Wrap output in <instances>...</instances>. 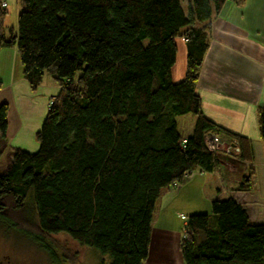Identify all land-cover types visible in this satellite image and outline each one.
Here are the masks:
<instances>
[{"label":"trees","instance_id":"trees-1","mask_svg":"<svg viewBox=\"0 0 264 264\" xmlns=\"http://www.w3.org/2000/svg\"><path fill=\"white\" fill-rule=\"evenodd\" d=\"M226 1L241 0H18L16 34L5 38L0 0V48H16L32 90L44 72L58 86L33 153L9 144L0 104V224L50 256L47 239L64 234L107 264H144L174 184L199 171L204 198L217 193L218 154L204 137L222 134L242 154L251 149L203 115L195 92L207 22ZM176 38L186 58L174 83ZM258 120L264 140V105ZM251 187L243 177L239 190ZM210 205V214L186 218L183 264H264V225L234 199Z\"/></svg>","mask_w":264,"mask_h":264},{"label":"crops","instance_id":"crops-1","mask_svg":"<svg viewBox=\"0 0 264 264\" xmlns=\"http://www.w3.org/2000/svg\"><path fill=\"white\" fill-rule=\"evenodd\" d=\"M1 4L6 9L7 0ZM2 25L3 36L8 38ZM207 26L208 48L195 86L201 111L217 126L248 141L251 149L242 154L233 139L218 137L221 149L213 174L217 193L204 198L199 171L167 193L144 264H183L180 243L186 221L180 216L210 214L212 199H234L245 207L251 223L264 225V140L258 124V110L264 105V0L226 1ZM11 33L15 35L16 30ZM0 86V103L8 107L7 141L12 147L35 152L38 144L32 138L58 92L57 84L45 78L32 90L23 77L16 48L2 47ZM227 147L229 155L224 151ZM243 177L251 178L249 191L239 190Z\"/></svg>","mask_w":264,"mask_h":264},{"label":"rangeland","instance_id":"rangeland-1","mask_svg":"<svg viewBox=\"0 0 264 264\" xmlns=\"http://www.w3.org/2000/svg\"><path fill=\"white\" fill-rule=\"evenodd\" d=\"M186 6V2H184V10H186ZM6 10L7 13L3 22L6 34L9 35L17 27V16L19 12L18 0H7ZM175 44L177 46V52L175 63L171 69V79L174 83H177L184 76L186 50L180 38L175 39ZM45 78L53 82L47 72H44L42 80L44 81ZM32 141L36 145L38 144L36 139L32 138ZM5 163L6 158L2 156L0 158V173H2ZM173 190L171 189L170 191ZM47 244H49L53 256H50L38 244L26 238L24 235L0 224V264H98L101 259L104 260L105 264L108 263L107 257L101 256L92 248L78 245L64 234L51 236L47 239Z\"/></svg>","mask_w":264,"mask_h":264},{"label":"built area","instance_id":"built-area-1","mask_svg":"<svg viewBox=\"0 0 264 264\" xmlns=\"http://www.w3.org/2000/svg\"><path fill=\"white\" fill-rule=\"evenodd\" d=\"M205 140V145L207 147V149L211 152H218L219 149H221L220 144H219V139L214 136V135H206L204 137ZM224 151L226 152V154H231V148L227 147L226 149H224ZM238 150L235 149L234 152H237ZM192 174H190L189 176H186L185 181L191 177ZM179 185L178 184H174V187L177 188ZM180 218L184 221H186V218L184 216H180Z\"/></svg>","mask_w":264,"mask_h":264}]
</instances>
